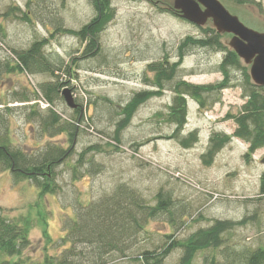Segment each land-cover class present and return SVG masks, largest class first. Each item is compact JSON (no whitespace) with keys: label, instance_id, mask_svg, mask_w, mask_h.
I'll return each instance as SVG.
<instances>
[{"label":"rangeland","instance_id":"rangeland-1","mask_svg":"<svg viewBox=\"0 0 264 264\" xmlns=\"http://www.w3.org/2000/svg\"><path fill=\"white\" fill-rule=\"evenodd\" d=\"M115 17L100 34V53L95 58L79 61L72 81L67 87L77 105L83 106L88 123L73 146V156L58 169L57 183L62 187L58 196H41L37 188L27 181L15 182L9 171L0 170V209L10 219L24 218L30 228L32 248L25 255L40 260L44 255L47 235L57 240L63 233V220L72 215L80 204L110 194L118 184H127L155 205L160 190L169 192L175 202L174 224L170 216L162 214L147 227L151 235L147 247L159 248L174 242H183L200 229L211 227L215 221L241 222L224 236L226 249L244 251L264 247V148L245 159L249 146L236 138L216 157L211 167H205L201 156L213 133L233 135L235 125L223 121L228 113L238 114L245 100L240 72L231 74L234 87L220 95V102L205 110L187 97L188 118L183 135L198 131L199 143L192 149L182 148L171 138L174 126L157 118L167 113L174 94L167 85L161 97H154L143 104L135 114L131 125L120 135V144L113 145L122 107L135 94L152 91L149 85L153 74L147 71L151 63L178 62L179 46L189 37L203 38L202 29L174 16L168 9L174 0H110ZM248 28L263 33L264 16L253 6L238 7L227 0H219ZM262 5L264 0H254ZM19 8L31 20L22 21L3 16L9 9ZM96 15L90 0H0V25L4 28L0 59L9 55L10 48L27 49L34 41L49 39L57 27L78 31ZM19 16L21 14L19 13ZM209 22L203 29L211 28ZM62 32V31H61ZM84 46L72 36L58 33L45 48L48 55L61 57L66 63L82 56ZM222 54L207 49H188L179 68L178 80L195 86L220 83L223 76L218 66ZM243 66H245L242 63ZM249 70V67H248ZM47 75L31 77L26 74L2 75L0 98L14 110L10 136L16 147L35 152L52 142L64 148L70 143L66 135L52 140H39L38 123L28 122L20 108L28 104L14 103L15 97L39 92V85L50 81ZM41 109L47 108L38 102ZM55 111L63 119L72 120L73 109L65 101L55 105ZM112 142V143H111ZM90 146H99L88 159L101 165L98 176L84 174L73 179L72 167L79 154ZM85 171V169L83 170ZM76 206V208H74ZM63 233V234H62ZM171 235L173 241L164 236ZM140 237V244L144 242ZM54 252H51V254ZM181 249H174L165 264H178ZM209 252L200 253L196 263L202 264ZM222 264L225 255L219 253Z\"/></svg>","mask_w":264,"mask_h":264},{"label":"trees","instance_id":"trees-1","mask_svg":"<svg viewBox=\"0 0 264 264\" xmlns=\"http://www.w3.org/2000/svg\"><path fill=\"white\" fill-rule=\"evenodd\" d=\"M237 3H254L252 0H235ZM96 15L80 30H70L57 27L58 33L75 37L84 46L82 56L73 58L66 63L61 57L48 55L45 48L50 39L34 41L27 49L10 48L9 55L0 59V77L2 75L26 74L31 77L47 75L50 81L39 85V92L13 99L12 104H28L20 108L28 122L38 123L39 140L44 137L50 140L66 135L70 147L64 148L52 142L35 152L25 151L13 144L10 136L13 109L4 106L0 109V170L9 171L17 183L27 181L38 189L41 196H58L62 187L57 183L58 169L69 160L74 152L73 146L83 132V125L88 123L83 106L77 105L73 110L72 120L63 119L55 111V105L64 101L62 91L72 81L75 68L80 60L95 58L100 53V34L113 21L115 10L110 0H90ZM261 12V10H260ZM19 13L21 16H19ZM4 17H13L22 21L31 20L26 12L19 8L7 11ZM62 31V32H61ZM205 37L184 40L179 46L178 62L171 65L167 59L163 62L151 63L147 71L153 74L152 91L137 93L119 112V122L113 138V145L120 144V135L125 131L137 113L138 109L154 97H161L167 85L174 97L167 113L157 114V118L166 124L174 126L171 138L182 148L192 149L199 143L198 131L183 135L187 126V97L195 100L199 108L205 110L220 102V95L226 89L234 87L231 74L240 72L244 83L241 86L242 98L245 100L238 114L228 113L223 121H231L235 125L233 135L213 133L207 144L206 152L201 156L205 167H211L217 155L229 145L233 138L245 142L249 148L244 156L251 158L258 150L264 148V88L252 84L248 67L236 54L228 56L218 66V72L223 80L215 85L195 86L178 80L179 68L183 63L188 49H207L222 52L223 46L215 31L209 29L202 32ZM6 37L4 28L0 25V43ZM0 44V45H1ZM65 75L69 81L64 82ZM73 91V90H71ZM0 106L4 103L1 102ZM44 102L47 108L41 109L39 103ZM76 103V102H75ZM112 143V142H111ZM99 149L90 146L78 156V161L72 167L73 179L79 180L84 174L98 176L103 172L101 165L94 163L88 156ZM85 169V171H83ZM264 192V177L262 178ZM175 202L169 192L160 190L155 198V205H150L138 191L127 184H118L110 194L74 208L72 215L63 220V235L52 240L47 235L43 258L40 260L26 256L32 248L30 228L24 218L10 219L2 214L0 209V264H165L166 259L174 249H181L182 255L178 264H198L196 259L200 253L209 252L202 264H222L219 253L224 254L223 264H264V247L255 250L220 252L225 244L224 236L236 227L246 224L248 218L241 222L217 220L207 229H200L183 242H174L165 247L150 248L151 235L147 227L162 214L170 216L169 223L174 224L173 213ZM140 237H144L141 245ZM173 241L171 235L164 236ZM51 252H54L51 254Z\"/></svg>","mask_w":264,"mask_h":264},{"label":"water","instance_id":"water-1","mask_svg":"<svg viewBox=\"0 0 264 264\" xmlns=\"http://www.w3.org/2000/svg\"><path fill=\"white\" fill-rule=\"evenodd\" d=\"M171 10L197 28H204L211 20L213 29L218 33L234 35L229 47L245 67H249L252 84L264 88V32L246 27L218 0H174ZM62 96L69 108L77 109L71 90L66 88Z\"/></svg>","mask_w":264,"mask_h":264},{"label":"flooded vegetation","instance_id":"flooded-vegetation-1","mask_svg":"<svg viewBox=\"0 0 264 264\" xmlns=\"http://www.w3.org/2000/svg\"><path fill=\"white\" fill-rule=\"evenodd\" d=\"M219 1V0H218ZM228 2H231V4H234L235 6H238V7H244V6H253V7H255V8H257L258 9V11L260 12V10H261V12H260V14L261 15H263L264 16V11H263V8H262V5L261 4H259V3H256V2H254V0H252L254 3L252 4V3H249V2H245V3H237L235 0H227ZM220 2V1H219ZM221 3V2H220ZM222 4V3H221ZM223 5V4H222ZM224 6V5H223ZM224 8L231 14V15H233V16H236V15H234V14H232V12L231 11H229L225 6H224ZM203 10H205L204 8H203ZM168 12H170L171 14H173L174 16H177V17H179L174 11H172L171 9H168ZM237 17V16H236ZM180 18V17H179ZM181 19V18H180ZM239 19V18H238ZM240 20V19H239ZM211 23V26H212V21L210 20V21H208V23ZM241 22V21H240ZM207 23V24H208ZM241 23H243V22H241ZM244 24V23H243ZM245 25V24H244ZM247 27V26H246ZM200 29V28H199ZM202 29V32H205V31H207V30H209V29H212V30H214L213 29V26L211 27V28H206V29H203V28H201ZM215 31V30H214ZM215 34L220 38V42H221V44H222V46H223V51L222 52H219V53H221L222 54V61L228 56V54H233L234 52L232 51V49L229 47V44H230V41L233 39V37H234V35H232V34H227V33H224V34H220V33H218L217 31H215ZM235 54V53H234Z\"/></svg>","mask_w":264,"mask_h":264}]
</instances>
